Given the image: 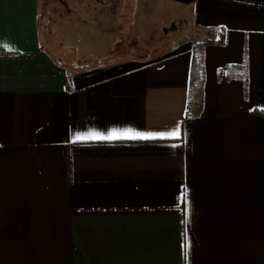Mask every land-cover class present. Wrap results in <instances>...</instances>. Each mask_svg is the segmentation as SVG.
I'll use <instances>...</instances> for the list:
<instances>
[{
    "label": "crops",
    "instance_id": "obj_1",
    "mask_svg": "<svg viewBox=\"0 0 264 264\" xmlns=\"http://www.w3.org/2000/svg\"><path fill=\"white\" fill-rule=\"evenodd\" d=\"M44 3L0 0V264H264V0H137L114 57L91 7L78 65Z\"/></svg>",
    "mask_w": 264,
    "mask_h": 264
},
{
    "label": "rangeland",
    "instance_id": "obj_2",
    "mask_svg": "<svg viewBox=\"0 0 264 264\" xmlns=\"http://www.w3.org/2000/svg\"><path fill=\"white\" fill-rule=\"evenodd\" d=\"M44 6L40 13V26L44 33L45 46L55 58L64 61L66 64H77L74 59V52L71 45H68L61 37L60 27L70 25L78 15H81V22H89L88 13L91 7L96 8L99 17V25L102 31H115V43L111 50V55L118 56L123 53L137 54L138 47L129 45L135 38L133 34L136 30L128 31V26H136L138 16L135 13L137 0H43ZM49 1L50 5L46 4ZM79 12L81 14H79ZM143 16V15H141ZM161 22H165L163 17ZM115 28V29H114ZM117 28V29H116ZM104 32V33H105ZM73 33L71 34V36ZM131 38L127 40V37ZM48 41V42H47ZM73 42V40H72ZM129 42V43H128ZM131 48V49H130ZM142 52L148 53V48L140 47ZM76 49V48H75ZM78 49V47H77ZM145 50V51H144ZM74 62V63H73ZM79 64V63H78ZM77 64V65H78ZM85 64V63H84ZM88 64V63H87Z\"/></svg>",
    "mask_w": 264,
    "mask_h": 264
},
{
    "label": "snow or ice",
    "instance_id": "obj_3",
    "mask_svg": "<svg viewBox=\"0 0 264 264\" xmlns=\"http://www.w3.org/2000/svg\"><path fill=\"white\" fill-rule=\"evenodd\" d=\"M121 135L127 136L129 138H141V139L151 138V137H148V136H143V135H140V134H131V133H124V134H121ZM170 135H171V137L178 138L180 136L179 129H176L175 131L170 133ZM115 138H118V134H116V133H113V134H111V135H109L107 137L99 136V135H89V136L77 137L78 140H82V139H115Z\"/></svg>",
    "mask_w": 264,
    "mask_h": 264
},
{
    "label": "trees",
    "instance_id": "obj_4",
    "mask_svg": "<svg viewBox=\"0 0 264 264\" xmlns=\"http://www.w3.org/2000/svg\"><path fill=\"white\" fill-rule=\"evenodd\" d=\"M71 50V49H70ZM57 60H59V59H57ZM60 61V60H59Z\"/></svg>",
    "mask_w": 264,
    "mask_h": 264
}]
</instances>
